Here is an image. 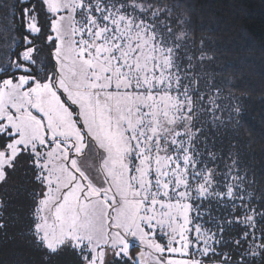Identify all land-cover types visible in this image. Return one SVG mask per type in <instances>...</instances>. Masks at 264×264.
<instances>
[{"label": "rangeland", "instance_id": "rangeland-1", "mask_svg": "<svg viewBox=\"0 0 264 264\" xmlns=\"http://www.w3.org/2000/svg\"><path fill=\"white\" fill-rule=\"evenodd\" d=\"M39 1L42 41L13 61L1 58L0 25V73H21L0 80V131L11 137L0 151V180L12 160L35 162L42 178L33 228L47 250L70 244L83 264H105L135 244L141 263L194 264L183 257L194 129L189 99L172 79L171 40L164 57L144 28L112 18L106 25V16L91 13L80 26L84 0ZM34 23L25 20L24 45L39 32ZM155 228L173 245L156 244Z\"/></svg>", "mask_w": 264, "mask_h": 264}, {"label": "trees", "instance_id": "trees-1", "mask_svg": "<svg viewBox=\"0 0 264 264\" xmlns=\"http://www.w3.org/2000/svg\"><path fill=\"white\" fill-rule=\"evenodd\" d=\"M82 7L75 14L80 26L91 13L106 16V25L112 18L132 30L144 28L154 32L164 57L171 40L172 79L189 99L194 129L187 152L195 192L183 257L194 264H264V0H84ZM46 16L39 0H5L0 25L7 46L1 58L13 61L19 51L41 43ZM27 17L39 32L24 45L31 38L24 31ZM20 74L7 69L0 80ZM10 141L0 131V151ZM3 175L0 264H83L72 245L47 250L34 234L42 178L35 162L12 160ZM152 238L164 250L173 245L156 228ZM140 251L132 244L105 264H146Z\"/></svg>", "mask_w": 264, "mask_h": 264}]
</instances>
